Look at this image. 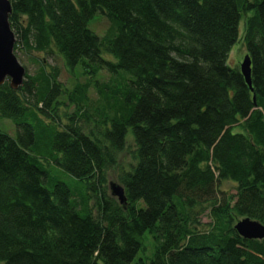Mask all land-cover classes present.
Instances as JSON below:
<instances>
[{
  "label": "trees",
  "instance_id": "16d2710c",
  "mask_svg": "<svg viewBox=\"0 0 264 264\" xmlns=\"http://www.w3.org/2000/svg\"><path fill=\"white\" fill-rule=\"evenodd\" d=\"M10 2L35 71L0 84L16 125L0 130V264H131L146 234L135 264H264V239L235 229L264 224V0ZM240 39L252 87L227 63ZM52 54L84 82L65 86ZM129 136L121 203L108 175Z\"/></svg>",
  "mask_w": 264,
  "mask_h": 264
},
{
  "label": "water",
  "instance_id": "95a60500",
  "mask_svg": "<svg viewBox=\"0 0 264 264\" xmlns=\"http://www.w3.org/2000/svg\"><path fill=\"white\" fill-rule=\"evenodd\" d=\"M11 12L10 0H0V84L9 80L10 85L14 89H18L26 76V68L15 54L16 36L9 23ZM251 64L250 55L246 54L240 71L250 87H252ZM110 189L111 194L117 197L121 203L126 201L122 185L111 182ZM235 229L247 239H264V224L250 217L237 221Z\"/></svg>",
  "mask_w": 264,
  "mask_h": 264
},
{
  "label": "rangeland",
  "instance_id": "374dc122",
  "mask_svg": "<svg viewBox=\"0 0 264 264\" xmlns=\"http://www.w3.org/2000/svg\"><path fill=\"white\" fill-rule=\"evenodd\" d=\"M240 26H241L240 27L241 30H243V24H241ZM108 27H109V20L102 14H97L94 17V20L90 23V28L100 36H103L106 33ZM18 54L19 53H17V56ZM246 54H247L246 46L244 45L242 39H240L230 51V54L227 60L228 65L233 68L240 69L241 63L243 62ZM22 56H21V62L27 63V65L30 68V71L34 72L35 71L34 65L31 66L30 63H28V59L25 54H22ZM46 62L48 64H56L57 66H59L60 68L59 78L65 84V86L71 87L72 84L76 81L75 77L80 82H84L85 76L83 75L82 71L80 69H76L74 75L70 74L66 70L62 59L56 54L47 56ZM90 96L96 97L95 92L93 91ZM0 130L14 137L16 136V125L14 121L10 118L2 117L1 115H0ZM133 149H134V143H133L132 137L129 136L127 139L126 147L124 151L119 154V157H118L119 164L117 165L116 168L111 169L109 171V175H108L109 184L111 182H115L117 184L120 183L118 181V176L121 173L122 169L127 168L131 162H134L133 155H132ZM109 188H110V185H109ZM222 188L230 189L232 192L233 191L235 192V190L233 189L234 188L233 184H231L229 181L224 182L222 184ZM110 192H111V189H110ZM239 220L240 219H237V221ZM146 245H147V252L142 250L131 264H135L139 256L151 257L153 255L154 247H155V240H153L151 235L149 234H146Z\"/></svg>",
  "mask_w": 264,
  "mask_h": 264
}]
</instances>
